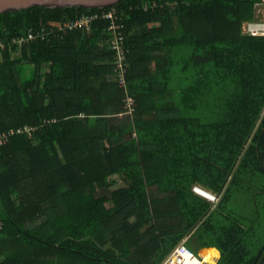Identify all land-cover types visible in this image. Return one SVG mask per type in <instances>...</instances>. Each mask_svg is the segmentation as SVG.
Returning a JSON list of instances; mask_svg holds the SVG:
<instances>
[{
    "label": "trees",
    "instance_id": "obj_1",
    "mask_svg": "<svg viewBox=\"0 0 264 264\" xmlns=\"http://www.w3.org/2000/svg\"><path fill=\"white\" fill-rule=\"evenodd\" d=\"M263 3L1 14L0 133L38 128L0 145V264H162L183 241L207 263L216 249V264H264V35L244 32ZM112 9L115 32L100 16L18 45L29 29ZM127 97L134 112L112 122Z\"/></svg>",
    "mask_w": 264,
    "mask_h": 264
},
{
    "label": "built area",
    "instance_id": "obj_2",
    "mask_svg": "<svg viewBox=\"0 0 264 264\" xmlns=\"http://www.w3.org/2000/svg\"><path fill=\"white\" fill-rule=\"evenodd\" d=\"M115 10L102 11L100 14L95 13L94 15H84L79 18H76L74 22H65L64 24H53V27L41 28L38 32H33L29 29L23 38L17 40L18 45L22 48L25 45H28L35 41H45L48 40L51 35L67 33L68 31L74 28H90V24L97 18L101 16L102 19L108 20L110 22L108 30L115 32L120 29L114 22L115 20ZM244 32L251 34L253 36L264 35V24L263 23H247L244 25ZM115 39L110 41L112 49L115 51L114 65H115V76L118 80L120 86L124 84V69L123 62L125 60V54L122 48L119 45L121 41V36L115 33ZM4 48V45H0V48ZM134 112V100L127 97L124 101L123 112L119 116H130ZM51 122H47L49 124ZM38 127L35 126H23L17 129H10L5 132L0 133V145H5L8 143L10 137L14 134L26 133L30 136L31 132ZM135 136V134H134ZM194 192L203 196L209 203L215 206L219 201V196L205 191L201 186H193ZM164 264H207L204 259L199 258L197 254L191 251L188 248L185 241L182 242L179 246L175 248V251L168 257Z\"/></svg>",
    "mask_w": 264,
    "mask_h": 264
},
{
    "label": "water",
    "instance_id": "obj_3",
    "mask_svg": "<svg viewBox=\"0 0 264 264\" xmlns=\"http://www.w3.org/2000/svg\"><path fill=\"white\" fill-rule=\"evenodd\" d=\"M120 0H0V15L19 12L32 7L102 9L116 5Z\"/></svg>",
    "mask_w": 264,
    "mask_h": 264
},
{
    "label": "rangeland",
    "instance_id": "obj_4",
    "mask_svg": "<svg viewBox=\"0 0 264 264\" xmlns=\"http://www.w3.org/2000/svg\"><path fill=\"white\" fill-rule=\"evenodd\" d=\"M256 17H257V20H256V23H263L264 24V3L261 5V6H258L257 7V13H256ZM21 68L22 69H24V76H25V78L27 79L29 76H30V67H29V65H27V64H23L22 66H21ZM128 118H130V116H128V115H126V116H124V117H122V116H119V117H112L111 118V121L112 122H116V121H118V122H125V121H127V119ZM110 180L111 181H114V182H116V185L113 187V189L115 188H120L121 186H122V182H121V180L119 179V177H117V176H113V177H111L110 178ZM204 189V188H203ZM192 190H193V188H192ZM205 190V189H204ZM205 191H207V190H205ZM193 192H194V190H193ZM207 192H209V191H207ZM195 194H197L196 192H194ZM198 196H200V197H202V198H204L203 196H201V195H199V194H197ZM205 199V198H204ZM206 200V199H205ZM207 201V200H206ZM208 202V201H207ZM211 204V203H210ZM217 205V204H216ZM215 205V206H216ZM211 206H212V208L213 207H215V206H213L212 204H211ZM184 242V241H183ZM182 243V242H181ZM169 257V256H168ZM168 257L164 260V262L162 263V264H164L165 263V261L168 259ZM220 258V257H219ZM206 261H208V260H206ZM217 261H218V259H217V257H214V258H212L207 264H216L217 263Z\"/></svg>",
    "mask_w": 264,
    "mask_h": 264
},
{
    "label": "crops",
    "instance_id": "obj_5",
    "mask_svg": "<svg viewBox=\"0 0 264 264\" xmlns=\"http://www.w3.org/2000/svg\"><path fill=\"white\" fill-rule=\"evenodd\" d=\"M118 117H119V116H118ZM122 117H124V116H122ZM115 185H116V182H115ZM202 188H203V187H202ZM180 244H181V243H180ZM180 244H179V245H180ZM179 245H177V246H179ZM177 246H176V247H177ZM176 247H175V248H176ZM175 248L173 249L172 253L175 251ZM204 249H205V248H202V249H200V251H198L197 253H195V254H197V255L199 256V258H201V259H203V257L201 256V254H204L205 252H202V253H200V252H201V251H204ZM214 251L216 252V254H217L216 257H217V259L219 260L220 254L216 251V249H214ZM172 253H171V254H172ZM171 254H170V255H171ZM205 254H206V253H205ZM208 254H209V253H208ZM208 254H207V255H208ZM170 255H169V256H170ZM207 255H206V256H207ZM206 256H205V257H206ZM205 257H204V258H205Z\"/></svg>",
    "mask_w": 264,
    "mask_h": 264
},
{
    "label": "bare ground",
    "instance_id": "obj_6",
    "mask_svg": "<svg viewBox=\"0 0 264 264\" xmlns=\"http://www.w3.org/2000/svg\"><path fill=\"white\" fill-rule=\"evenodd\" d=\"M211 193V192H210ZM213 194V193H212ZM204 259V258H203Z\"/></svg>",
    "mask_w": 264,
    "mask_h": 264
}]
</instances>
